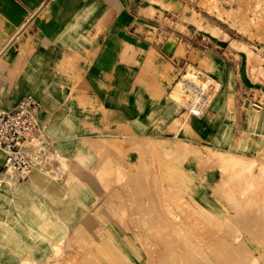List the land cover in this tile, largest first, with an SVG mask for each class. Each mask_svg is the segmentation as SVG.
<instances>
[{"label":"rangeland","instance_id":"obj_1","mask_svg":"<svg viewBox=\"0 0 264 264\" xmlns=\"http://www.w3.org/2000/svg\"><path fill=\"white\" fill-rule=\"evenodd\" d=\"M160 3L166 12L180 9L182 24L192 22L222 39L211 53H260L250 74L264 91L260 20H246L232 8L233 0ZM225 16L232 24L221 27ZM164 43L173 50L174 41ZM216 76L194 68L181 73L184 105L193 103L204 114L219 89ZM259 100L262 109L254 107L236 139L231 124L222 145L119 133L48 137L40 117L42 149L32 177L42 184L30 199L34 211L21 222L31 227L28 263L264 264V99ZM21 184L7 179L2 186ZM45 229L52 233L40 232Z\"/></svg>","mask_w":264,"mask_h":264},{"label":"crops","instance_id":"obj_2","mask_svg":"<svg viewBox=\"0 0 264 264\" xmlns=\"http://www.w3.org/2000/svg\"><path fill=\"white\" fill-rule=\"evenodd\" d=\"M233 1L246 20L264 25V0ZM227 18L221 27L232 24ZM220 40L182 24L180 9L166 12L160 0H0V109L34 95L48 137L119 133L222 145L232 125L237 138L264 91L250 74L260 53H211ZM191 68L217 75L202 115L181 100L180 74ZM32 175L18 189L0 188V264H29L31 227L21 222L42 184Z\"/></svg>","mask_w":264,"mask_h":264},{"label":"built area","instance_id":"obj_3","mask_svg":"<svg viewBox=\"0 0 264 264\" xmlns=\"http://www.w3.org/2000/svg\"><path fill=\"white\" fill-rule=\"evenodd\" d=\"M189 107L197 115L192 111L196 105ZM41 113L42 103L34 95L25 96L14 109H0V188L7 179L26 181L37 166L42 149L38 137Z\"/></svg>","mask_w":264,"mask_h":264},{"label":"bare ground","instance_id":"obj_4","mask_svg":"<svg viewBox=\"0 0 264 264\" xmlns=\"http://www.w3.org/2000/svg\"><path fill=\"white\" fill-rule=\"evenodd\" d=\"M193 112H194L195 114L199 115V114H198L199 111H198L197 109L194 108ZM106 258H107V257H106ZM231 260H232V259H231ZM227 261H228V260H227ZM220 262H221V261H220ZM233 262H234V261H233ZM245 262H246V261H245ZM245 262H244V263H245ZM214 263H215V262H214ZM214 263H212V264H214ZM226 263H227V262H226ZM226 263H225V264H226ZM228 263H229V262H228Z\"/></svg>","mask_w":264,"mask_h":264}]
</instances>
